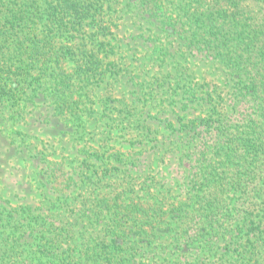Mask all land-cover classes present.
Listing matches in <instances>:
<instances>
[{
  "label": "trees",
  "instance_id": "obj_1",
  "mask_svg": "<svg viewBox=\"0 0 264 264\" xmlns=\"http://www.w3.org/2000/svg\"><path fill=\"white\" fill-rule=\"evenodd\" d=\"M128 12L137 20L126 22ZM136 25L138 38L118 36L120 26ZM163 36L174 73L156 78L166 96L155 113L158 139L149 149L83 152L104 165V177H139L156 169L147 154L181 160L200 147L191 188L164 211L145 207L150 200L130 182L114 184L93 200L95 209L57 227L3 208L10 231L0 233L2 264H145L153 248L145 236L164 231L159 242H169L149 264L172 250L194 259L188 264H264V0H0V101L33 108L31 124H59L76 112L80 83L116 79V50L147 42L157 51ZM44 166L56 194L78 182H56L57 164ZM102 215L105 234L87 240L85 226Z\"/></svg>",
  "mask_w": 264,
  "mask_h": 264
},
{
  "label": "rangeland",
  "instance_id": "obj_2",
  "mask_svg": "<svg viewBox=\"0 0 264 264\" xmlns=\"http://www.w3.org/2000/svg\"><path fill=\"white\" fill-rule=\"evenodd\" d=\"M124 17L128 23L137 20L130 12ZM116 22L120 25V21ZM141 31L138 25L120 26L117 34L128 37L130 41L135 36L138 38ZM159 36L162 37L161 34ZM161 41L163 45L161 44L157 51L152 50L147 42L138 47V51L129 50L125 52L126 54H120L116 50V62H118L116 70H119V75H115L116 79L99 81L98 78H93L80 83L81 89L74 97L75 100H72L78 103L76 112L61 119L59 124L48 127L35 125L34 122L31 124L28 118L31 117L33 120L38 116L35 110L30 112L33 108L21 109L12 103L0 101V210L14 209L19 215L22 211H30L32 216L40 214L41 217H47L48 221L53 219V227H57L79 221L76 220L77 216L96 207L93 200L95 201L99 194L110 192L107 188L109 186L127 187L126 183L130 182L131 188L135 193L139 192L140 197L147 195V200L150 201L144 205L145 207L152 208L158 205L164 211L178 201L177 195H181L180 198L184 196L191 188L197 173L200 147L186 157L183 156L181 160H178L177 154L168 155L163 159L147 154L145 156L149 160L156 161L154 164L156 169L149 175L140 173L139 177H134L133 170L130 172L132 176L127 171L122 172L119 177H104V165L94 159L86 158L83 152L84 149L125 152L130 148V150L143 149L141 144L149 149L155 143V139H158L157 129L162 127L155 119V113L160 108L157 103L166 96L162 95L164 81L160 82L161 86L158 88L156 78L165 70H168L165 75L174 73L171 70L173 63L169 64L170 60L164 48L170 38L163 36ZM171 51L173 52V48ZM126 55L130 56V60L125 58ZM145 82H148L147 86ZM24 97L25 94H22V99ZM37 103H42V100H38ZM166 103L168 102L164 105ZM147 110H150L149 114ZM148 117L153 120L147 119L144 122L143 119ZM143 122L151 126L150 130L143 128ZM46 163L57 164V175H61L56 182L60 183L69 177L78 182L70 183L62 194L54 193L50 186L53 179L51 182L47 180L44 166ZM112 165L107 163L105 166L110 168ZM91 174L93 176L90 179ZM111 174L120 173L112 171ZM126 175L128 177H125ZM115 181L117 183H113ZM85 200L88 202L84 204ZM103 216L93 217L94 225L85 226L87 240L97 236L101 239L105 234L104 230L107 227ZM19 222L26 223L23 220ZM6 223V217L0 215V233H3V236L10 231ZM79 227H83V223ZM164 234L166 237V231ZM132 238L141 241L137 236ZM164 238L156 240L154 237L153 240L150 234L145 236L143 240L145 243L148 239L153 241L151 245L153 248L146 249L148 254L143 256L147 258L145 264H149L157 257L155 250L160 253L161 247L169 242L168 238L166 243L161 244L159 241ZM144 242L139 245H145ZM192 260L194 259L186 258L182 253H174V250L160 258L162 264H188ZM2 263L0 255V264ZM26 263L34 264L36 260L27 259Z\"/></svg>",
  "mask_w": 264,
  "mask_h": 264
}]
</instances>
